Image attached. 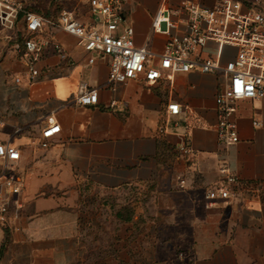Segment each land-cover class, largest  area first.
I'll list each match as a JSON object with an SVG mask.
<instances>
[{
    "label": "crops",
    "instance_id": "crops-1",
    "mask_svg": "<svg viewBox=\"0 0 264 264\" xmlns=\"http://www.w3.org/2000/svg\"><path fill=\"white\" fill-rule=\"evenodd\" d=\"M122 1V26L134 29L136 45L157 64L169 37L154 32L153 21L162 8L181 15L183 1ZM187 1L212 7L218 0ZM55 3L50 12L44 0L40 12L57 20L61 10H73L83 25L100 27L87 0ZM18 25L24 30L25 21ZM49 31L67 59L49 49L30 84L26 61L0 29V139L21 154L12 166L19 193L9 190L0 210L6 218L0 220V264H264V98L236 103L239 142L226 147L218 140L216 104L224 75L192 70L154 85L143 78L112 83L110 57L97 53L90 64L76 36L47 26L43 39ZM201 53L217 55L225 65L238 49L218 50L210 42ZM81 83L97 89L96 105L75 102ZM173 102L182 112L166 118ZM50 115L61 131L42 150ZM182 144L191 156L183 155ZM222 184L236 189L237 197L209 200L208 192ZM126 188L154 191L151 207L149 201L132 204L123 221L119 206L108 204L103 193ZM111 248L113 258H107Z\"/></svg>",
    "mask_w": 264,
    "mask_h": 264
},
{
    "label": "built area",
    "instance_id": "built-area-1",
    "mask_svg": "<svg viewBox=\"0 0 264 264\" xmlns=\"http://www.w3.org/2000/svg\"><path fill=\"white\" fill-rule=\"evenodd\" d=\"M29 0H0V29L8 32L5 40L21 53L27 64L28 82L34 83L40 76L37 65L49 49L58 53L62 60L67 59L63 45L57 41L53 33L43 39L47 26L61 28L78 38V45L91 55L89 63L95 62L97 53L110 57L109 81L126 83L143 78L148 85L166 79L173 80L178 73L192 70L222 74L227 78L224 91L216 97L220 114L217 123L219 143L229 147L239 142L237 123L234 119L235 105L244 99L264 98V10L261 0L245 2L243 0H218L212 7H202L191 1L182 0L181 15H167L166 8L159 10L153 21V31L169 37L165 50L157 64L150 63L151 52L146 47L135 43L134 29L122 26V0H87L95 22L100 27H87L79 22L72 10H61L57 20H50L44 15L29 10ZM66 1V0H59ZM25 21L24 30L19 22ZM51 30V29H50ZM52 31V30H51ZM117 31L119 33H117ZM210 42L222 47L238 49L236 58L223 65L219 56L204 58L201 51ZM16 82H21L20 78ZM75 102L84 107L98 103L97 89L87 83H81ZM182 112L176 103L168 104L166 118L178 116ZM258 125L259 122H254ZM3 122L0 121V135ZM61 126L54 115L47 120L39 142L42 150L51 147L54 138L60 134ZM181 152L191 156L192 150L182 144ZM20 150L12 144L0 139V210L7 206V192L12 190L18 194L13 164L19 162ZM223 173L227 170L223 169ZM235 187L241 182L230 178ZM184 188V181H179ZM228 184L211 189L209 200H230L237 197V190ZM5 221L4 215L0 218Z\"/></svg>",
    "mask_w": 264,
    "mask_h": 264
},
{
    "label": "rangeland",
    "instance_id": "rangeland-1",
    "mask_svg": "<svg viewBox=\"0 0 264 264\" xmlns=\"http://www.w3.org/2000/svg\"><path fill=\"white\" fill-rule=\"evenodd\" d=\"M243 1L253 2L255 0H243ZM42 2H44V0H29V1H27L28 4L26 6H28V8H29L31 5V6H34L35 8H38L40 10ZM49 2H50L51 9H46V10L52 12L54 4H57V3H55V0H48V3ZM11 45H9V47H11ZM153 191L154 190L152 188H148L147 192L145 194H143L140 190L130 191L126 188V189L120 190L118 192L111 191V192L103 193V199L106 200V202L112 206H113V204H116L117 206H119L118 210H121L120 212L123 213V217L121 219L123 221H125V219L129 216V210H130L132 204H135V203L142 204V203H146V202L148 203V201H149V203H150L149 206L150 207L152 206L151 203H152V198H153V194H152ZM132 196H133V198H131ZM138 207L141 209L140 205ZM148 211H149L148 217H149V219H152L153 216L151 214V209ZM106 237L108 239H113L114 235H110V233H108V235ZM105 253L107 255V258H109V257L113 258L114 249H112V248L106 249ZM119 253H121V254L125 253L124 248L120 249L118 251V254ZM184 253L185 252H181V254H182L181 257H183V258L185 257ZM186 253H188V252H186ZM113 264H125V263H123V262L115 263L113 261Z\"/></svg>",
    "mask_w": 264,
    "mask_h": 264
},
{
    "label": "trees",
    "instance_id": "trees-1",
    "mask_svg": "<svg viewBox=\"0 0 264 264\" xmlns=\"http://www.w3.org/2000/svg\"><path fill=\"white\" fill-rule=\"evenodd\" d=\"M29 10H32V11L37 12V13H40V14L44 15L46 18H48L45 14L41 13L40 10L38 8H35L34 6L30 5ZM48 19H50V18H48ZM120 215L123 217V213L122 212L120 213Z\"/></svg>",
    "mask_w": 264,
    "mask_h": 264
}]
</instances>
